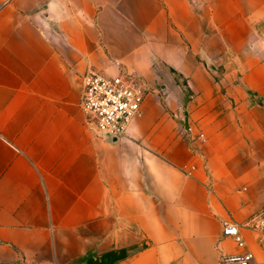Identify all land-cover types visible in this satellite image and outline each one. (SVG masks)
Wrapping results in <instances>:
<instances>
[{"label":"crops","instance_id":"crops-1","mask_svg":"<svg viewBox=\"0 0 264 264\" xmlns=\"http://www.w3.org/2000/svg\"><path fill=\"white\" fill-rule=\"evenodd\" d=\"M121 67L108 139L83 75ZM263 205L264 0H0V264H264Z\"/></svg>","mask_w":264,"mask_h":264},{"label":"built area","instance_id":"built-area-1","mask_svg":"<svg viewBox=\"0 0 264 264\" xmlns=\"http://www.w3.org/2000/svg\"><path fill=\"white\" fill-rule=\"evenodd\" d=\"M146 90L140 74L134 70L121 67L116 73H106L89 69L83 75L81 99L89 128L106 138L124 135L131 120L140 113ZM184 129L190 131L192 127L187 125ZM199 137L203 138L202 133ZM250 221L257 239L264 246V205ZM222 233L232 235L239 245H244L236 224L224 222ZM252 258L253 253L249 250L228 257L233 264H251Z\"/></svg>","mask_w":264,"mask_h":264},{"label":"trees","instance_id":"trees-1","mask_svg":"<svg viewBox=\"0 0 264 264\" xmlns=\"http://www.w3.org/2000/svg\"><path fill=\"white\" fill-rule=\"evenodd\" d=\"M125 249H121L120 251H119V253H109L107 256H108V259L109 260H115V259H117V258H120V257H122V256H124L125 255Z\"/></svg>","mask_w":264,"mask_h":264},{"label":"water","instance_id":"water-1","mask_svg":"<svg viewBox=\"0 0 264 264\" xmlns=\"http://www.w3.org/2000/svg\"><path fill=\"white\" fill-rule=\"evenodd\" d=\"M115 137H110V138H108V139H114Z\"/></svg>","mask_w":264,"mask_h":264}]
</instances>
